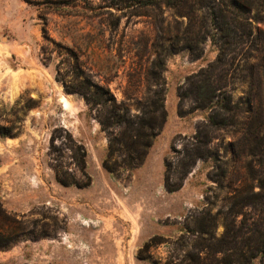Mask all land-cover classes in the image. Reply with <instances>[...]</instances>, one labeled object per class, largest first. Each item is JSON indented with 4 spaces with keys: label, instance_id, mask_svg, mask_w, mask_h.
I'll use <instances>...</instances> for the list:
<instances>
[{
    "label": "rangeland",
    "instance_id": "obj_1",
    "mask_svg": "<svg viewBox=\"0 0 264 264\" xmlns=\"http://www.w3.org/2000/svg\"><path fill=\"white\" fill-rule=\"evenodd\" d=\"M152 1L0 0V264L264 263V0Z\"/></svg>",
    "mask_w": 264,
    "mask_h": 264
},
{
    "label": "trees",
    "instance_id": "obj_2",
    "mask_svg": "<svg viewBox=\"0 0 264 264\" xmlns=\"http://www.w3.org/2000/svg\"><path fill=\"white\" fill-rule=\"evenodd\" d=\"M158 0H155L154 2H148L147 5H155L157 3ZM160 1H163L165 3V5L172 9L174 8V2L173 0H160ZM213 21L216 22V19H220L216 13L214 15V12H213ZM156 136H154L155 138ZM153 138V139H154ZM86 157H87V153L85 151L84 148H82L80 151H75L74 152V157L73 159L75 160V163L77 164V166L79 167V169L81 170V173L84 177H86L87 179H89V176L87 175V172H86ZM55 170V173H56V176H57V179L58 181L61 183V184H69V185H80L78 184L77 182H75V180H72V181H67L63 178V175L62 173L58 170V168H54ZM89 182H87L86 184H84V186L88 185ZM2 212L3 214V211L1 209V206H0V213ZM165 240L163 239V237H159V236H154L139 252V258L140 259H151V256L150 254H145L146 252H149L153 247L156 246V243H163ZM168 243V241H165ZM178 243L175 242V246L177 245ZM5 241H3L1 238H0V246H5ZM176 247H175V251H176ZM215 259V263H208L207 259L203 258L201 256V253L200 254H193V253H188V255L184 258H179V256L177 255H171L169 259H167L165 262H162V260H156L154 261V264H223V260L222 261H219L218 258H214ZM227 264H231L229 262H227ZM264 264V263H263Z\"/></svg>",
    "mask_w": 264,
    "mask_h": 264
},
{
    "label": "bare ground",
    "instance_id": "obj_3",
    "mask_svg": "<svg viewBox=\"0 0 264 264\" xmlns=\"http://www.w3.org/2000/svg\"><path fill=\"white\" fill-rule=\"evenodd\" d=\"M67 103V102H66ZM68 105V104H67Z\"/></svg>",
    "mask_w": 264,
    "mask_h": 264
}]
</instances>
